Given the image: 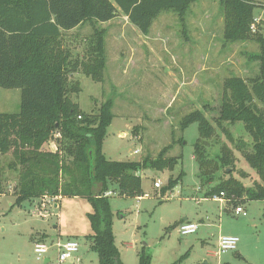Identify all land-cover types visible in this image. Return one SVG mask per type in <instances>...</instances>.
<instances>
[{
  "label": "rangeland",
  "instance_id": "rangeland-1",
  "mask_svg": "<svg viewBox=\"0 0 264 264\" xmlns=\"http://www.w3.org/2000/svg\"><path fill=\"white\" fill-rule=\"evenodd\" d=\"M257 3L259 30V24H264V0ZM224 26L220 0H197L184 21L176 11H163L149 34L123 14L108 22H84L65 34L73 58L80 62L88 58L95 31L105 34L104 81H94L81 67L70 73V81L79 83L81 89L71 94L72 99L82 110L96 113L107 98L114 99L115 116L103 144L105 155L112 160L141 161L158 157L170 144L167 156L182 154L172 170H140L148 195L139 199L110 195L116 245L124 264H140L143 249L151 254V264H172L183 256L184 264H264V200L246 201V215H237L235 205L206 197L213 185L202 183L194 157L198 123L180 129L181 118L193 110L203 109L210 119L219 115L227 77L251 78L259 73V62L249 58L260 52L259 43L227 42ZM259 32L264 36V25ZM20 107L21 89L0 87V112L16 113ZM136 133L140 139L134 137ZM181 136L183 145L178 143ZM12 161L11 153L1 156L0 264H45L37 259L36 241L52 245L67 239L80 243L69 264H99L98 253L86 237L93 233L91 203L84 197H60L58 206L49 205L45 214L39 213L41 198L16 203L19 172L8 166ZM237 167L250 173L243 182L252 185L257 176L240 155ZM170 177H180L178 185L164 193L161 188ZM157 180L161 188L155 187ZM185 218L199 222L195 233L179 232ZM220 235L239 236L237 249L215 255ZM46 257L57 264L55 246Z\"/></svg>",
  "mask_w": 264,
  "mask_h": 264
},
{
  "label": "trees",
  "instance_id": "trees-1",
  "mask_svg": "<svg viewBox=\"0 0 264 264\" xmlns=\"http://www.w3.org/2000/svg\"><path fill=\"white\" fill-rule=\"evenodd\" d=\"M196 1L0 0V87L21 89L20 111L0 112V194L4 192L1 156L11 153L13 161L8 166L19 172L16 203L44 196L86 198L93 207L89 213L93 233L86 237L98 253L99 264H124L116 245L107 192L144 196L140 170H172L182 154L167 156L173 147L170 144L158 157L141 161L112 160L105 155L103 144L115 116L114 99L107 98L96 113L86 112L71 95L81 92L79 83L70 81V73L80 67L94 81H104L105 34L95 31L87 48L88 58L81 62L73 58L65 34L84 22H108L119 14L149 34L163 11H176L184 21ZM220 2L224 39L259 43L260 52L249 57L259 62V73L251 78L227 77L219 115L210 119L203 109L193 110L181 118L180 129L198 123L194 157L202 183L213 185L206 197L224 192L227 203L237 206L248 200H264V36L259 32L264 24H259L256 32L251 30L260 6L257 0ZM57 132L60 136L55 138ZM137 133L134 137L140 139ZM52 139L57 144L55 151L46 147ZM178 143H185L183 136ZM239 155L257 176L250 186L243 182L250 173L237 167ZM179 179L170 177L161 191L175 188ZM183 257L172 264H184ZM151 260V254L143 249L140 264H151Z\"/></svg>",
  "mask_w": 264,
  "mask_h": 264
},
{
  "label": "built area",
  "instance_id": "built-area-1",
  "mask_svg": "<svg viewBox=\"0 0 264 264\" xmlns=\"http://www.w3.org/2000/svg\"><path fill=\"white\" fill-rule=\"evenodd\" d=\"M258 20L259 18H255V21L251 25V30L253 32H256L258 30V23H257ZM79 118H81L80 115H79ZM59 136H60L59 132L55 133V138ZM48 145H49L48 146L49 149L53 151L57 150V144L55 142V139L50 140ZM135 152H139V150H136ZM154 185L157 188H161L162 187L161 180L155 181ZM111 194H112L111 191L107 192V195H111ZM225 197L226 195L224 192H221L219 196H215V198L224 199L227 201ZM59 199H60L59 196L42 197L41 203H43L42 204L43 209H41L42 211H40L39 213L41 214L47 213V207L49 205L53 204L55 207H57L58 206L57 202ZM234 210L237 215H240V214L246 215L245 207L242 204L235 206ZM198 228H199L198 223L192 222V221H185L179 225V232L182 235L192 234V233H195L198 230ZM239 241H240V238L237 235H221L218 241V251L214 252V254L220 255L222 253L237 249ZM52 246H55V248L57 249V259H56L57 264H69L70 259L73 257L74 253L80 250V243L76 239H67L65 241L58 240L52 245H49L47 242L36 241L35 246H34V251L37 255V259L45 261L47 259L46 255L48 254ZM47 264H54V263L49 258Z\"/></svg>",
  "mask_w": 264,
  "mask_h": 264
},
{
  "label": "crops",
  "instance_id": "crops-1",
  "mask_svg": "<svg viewBox=\"0 0 264 264\" xmlns=\"http://www.w3.org/2000/svg\"><path fill=\"white\" fill-rule=\"evenodd\" d=\"M78 27H79V26H77L76 28H74V29H71V30H69V31H73V30L75 31V30H77V28H78ZM69 31H67V32H69ZM67 32H66V33H67ZM123 134H124V132L122 133V135H123ZM146 194H148V193H145V195H146ZM139 198H140V197H138V199H139ZM185 221H192V222H196V221H194V220H189V219H187V218H185L183 222H185ZM196 223H198V224H199V222H196ZM199 225H200V224H199ZM220 236H221V235H220ZM47 259H49V257H47ZM206 262H208V261H206ZM44 263H45V261H44Z\"/></svg>",
  "mask_w": 264,
  "mask_h": 264
},
{
  "label": "water",
  "instance_id": "water-1",
  "mask_svg": "<svg viewBox=\"0 0 264 264\" xmlns=\"http://www.w3.org/2000/svg\"><path fill=\"white\" fill-rule=\"evenodd\" d=\"M47 263H48V259L45 260V264H47Z\"/></svg>",
  "mask_w": 264,
  "mask_h": 264
}]
</instances>
